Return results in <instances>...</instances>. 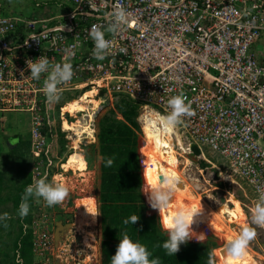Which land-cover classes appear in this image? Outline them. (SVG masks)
<instances>
[{
  "label": "built area",
  "instance_id": "built-area-1",
  "mask_svg": "<svg viewBox=\"0 0 264 264\" xmlns=\"http://www.w3.org/2000/svg\"><path fill=\"white\" fill-rule=\"evenodd\" d=\"M93 2L98 11L91 15L89 0H53L57 10L65 8L62 13L51 8L52 14L25 15L0 0V111L31 116L32 183L58 176L50 156L60 134L74 149L77 135L63 129L64 120L82 121L80 147L85 140L96 142L98 115L119 96L165 114L168 99L183 93L195 111L180 124L190 140L189 152L196 146L222 179L221 167L206 158L204 147L223 156L258 199L264 189V0ZM117 3L131 13L134 24L108 34L112 54L98 61L89 31L93 25L106 27L104 14ZM37 4L38 10L42 4ZM42 8L49 10L47 3ZM41 55L51 63L73 65L74 78L63 87L59 103L46 101L43 75L40 80L29 76L27 60ZM88 90L96 91L97 107L84 103V111H64L67 98L75 100ZM60 207L67 209L65 203ZM56 221L42 209L23 224L24 234L32 235V264L101 263L96 225L65 236L58 234ZM17 256L26 264L19 249L13 251L14 264Z\"/></svg>",
  "mask_w": 264,
  "mask_h": 264
},
{
  "label": "rangeland",
  "instance_id": "rangeland-1",
  "mask_svg": "<svg viewBox=\"0 0 264 264\" xmlns=\"http://www.w3.org/2000/svg\"><path fill=\"white\" fill-rule=\"evenodd\" d=\"M38 2L42 4V7L47 3V7L49 8V10H45L42 7H38L37 10ZM68 5L69 4L67 3L64 5V7H67ZM6 6L10 9V11H19L25 15H35L38 12L52 14V9H54V12L62 13L65 9L62 7L61 9L57 10L54 6L53 0H8ZM84 97L85 96L82 95L80 98L69 102V104L64 107V111L75 112V106L77 105V103L83 102ZM71 98L72 97L67 98V100ZM87 98L90 99L91 97L87 96ZM88 99L84 101V103H91L88 102ZM79 105H83L86 108L85 104ZM152 108L150 109L160 114H164L163 112H159V110H157L155 107ZM145 109L148 108H142L140 110L138 122L141 126L142 138L144 140V145L141 147V149L149 150L147 137L141 123V117L145 112ZM11 115V122L14 115L17 116V118L21 119L22 133L20 134L23 137L27 138L25 140H23L22 138L19 146L14 150L9 148H7V150H2L4 147H2V145L0 146V173L3 174V189L0 192V196L3 197L10 196L16 193V188L28 177L29 174H31L33 180L35 170L34 168L36 165L32 144L29 140V138L31 137V130L29 131L30 137H28L29 125L26 123V120H28V116L18 113ZM58 123L59 121H57L56 123L57 126ZM14 124H16V121H14ZM64 124H68V121L64 120L63 125ZM67 126L65 125L63 129ZM176 130L175 131L177 135H179L181 141L183 140L182 144L180 143V141L177 142V140L174 143L176 149H178L177 155L179 154L178 157L180 160V174L184 177L185 181L188 180L187 183L191 185L194 196L203 198L214 210H218L219 212L224 213V211L226 210L224 205H227V211L231 215V218L229 220L230 222H228V219L224 218L225 225H229L230 228L231 225H234L236 233L239 234L243 224L249 222L248 210L251 206L254 205V202L257 200L255 194L253 193L251 188L228 167V161H226L223 156L216 152H213L209 148L204 147L206 158L221 167L224 173L222 175H224V177L227 175L229 177H232V180L234 182L231 179H227L225 181L224 179L226 178H220L218 176V170L211 167V164L201 155V151L199 154L193 147V151L189 152L188 145L190 140L186 137V135H184L180 125L176 128ZM68 143L71 142L64 140L60 135L57 149L53 148V155L50 156L52 165H55L57 167V169H55V166H53L54 170L57 171L58 176L68 182L71 187V193L63 203L66 204L67 209H74V204L76 202L78 203V207L83 203L91 204L92 206L97 208V200L95 196H97L98 194L99 177L96 147L94 146L95 142L93 143V141L85 140L82 144H80L81 150L73 149V151L72 149L68 148V146H70V144ZM70 151L72 152L70 153ZM75 151L79 153L81 151V154L86 160L87 166H84V168L82 169H79L71 159V155ZM149 153V156L151 157L150 150ZM143 154H145V150H143ZM18 157L20 159L17 160ZM202 161H204L205 163H202ZM60 163L63 164V168L61 167ZM143 168H146V162H144ZM49 180H51V178ZM222 198H224V200ZM174 202H188L189 204L193 202L199 203L196 198H189L186 200H179ZM63 203L60 205L63 206ZM35 204H37V206L39 207V212L42 211V209H46V211L48 210L49 213L54 214L55 217H57L58 222L63 221L61 210L63 211L66 208L62 209L60 205L49 207L43 200L38 203L35 202ZM77 209L78 211L76 212V228L81 231L80 225L86 226L84 229L89 232V230L96 224L98 233L97 235L99 236L98 215L94 217L92 214L88 213L84 205H81L79 208H76V210ZM4 213L8 214L9 219L6 222L8 227L5 228L0 225V263L2 264L3 261H6V263L4 262L3 264H9L11 261L10 256L12 255L14 240L13 235L10 237L9 231L13 230L15 233V230L18 229V218H20L17 214V210L14 207V201L8 200L0 204V214ZM59 214L61 216L60 218H58ZM196 220L202 223L199 225L193 223V231L191 233L193 237L191 239L194 241L206 242L211 246H214L213 248L217 252V263L221 264L219 258V249L226 246L227 240L225 234H227V232L223 233V231L217 230L214 227L210 226L208 222L204 220L202 215L197 217ZM62 226H60L61 229L65 228ZM67 228H72V225H68ZM249 251L252 253V258L248 259V264H264V228H257V235L255 239L251 241Z\"/></svg>",
  "mask_w": 264,
  "mask_h": 264
},
{
  "label": "clouds",
  "instance_id": "clouds-1",
  "mask_svg": "<svg viewBox=\"0 0 264 264\" xmlns=\"http://www.w3.org/2000/svg\"><path fill=\"white\" fill-rule=\"evenodd\" d=\"M89 4L92 11H90L88 15L98 11L93 0H89ZM104 16L107 21V26L93 25L89 31V36L94 42L92 55L98 61H103L112 54L114 45L113 41L107 38L108 34H115L120 32L124 27H131L134 24L131 13L119 3L114 4L112 10L106 12ZM32 38L36 39V37ZM120 51L123 52L126 50L122 48ZM27 68L30 69L29 76L31 79L40 80L42 75L45 77L42 91L49 104L60 102L62 99L63 87L71 82L75 75L72 63H51L49 58L45 55H41L35 60L28 59ZM21 75H23V72ZM82 92H80V95H82ZM71 101L72 100L69 99L67 103ZM167 105L168 108L165 114L150 113V119L146 121V123L150 124L153 130L159 134L156 138V146L158 149L165 147L160 137L170 136L183 122L185 117L195 115L191 102L187 101L183 93L172 96L168 99ZM58 124L60 126V123ZM60 135L64 140L68 141L64 138V134ZM29 140L32 144L31 137ZM79 150L81 149L79 148ZM72 151H70V153ZM170 156L171 154L169 153V157ZM114 159V157L107 159L106 165L111 167L114 163ZM62 163H60V165ZM159 163V161H155V164ZM168 163L173 166L175 165V161L171 158ZM225 178L232 180V177L225 176ZM181 185H183V187H181ZM184 187H186L184 177L178 174L177 171L165 170L162 165L159 167L156 175H153L151 168L148 170V186L143 193L148 195L151 207L159 210L160 226L168 236L167 240L163 242L162 245L158 244L156 247H162L169 256L176 255L181 245L187 243L193 237L191 235L193 231L192 225L197 217L201 216L204 212V206L201 207L200 203L194 202L189 205L181 204L173 210V202L177 199L180 189ZM259 191L260 194L258 199L248 210L249 222L244 223L239 234L229 238L226 242V247L224 249L226 258L223 264H239L240 261L245 259L248 254L250 243L257 235V228H264V189ZM70 193V184L61 177L55 176L49 180L45 176L44 178L35 180L26 187L22 193L17 214L20 218L26 217L30 212L31 203L33 201L38 203L43 200L49 207L60 205L69 197ZM75 205L76 203L74 207ZM81 205H84L86 211L94 217L100 215L98 207L96 208L91 204L83 203ZM71 209L72 208H68L66 211L61 210V215H63L62 220H64L65 217L68 219L71 214ZM60 217L59 214L58 218ZM8 219L9 216L7 213L0 214V225L5 228L8 227L6 223ZM139 219L140 217L132 215L125 219L123 224L128 225L131 223L134 225ZM16 264H24L19 256H17ZM111 264H161V259L158 256H154L153 252L146 244L142 243L140 240L133 239L125 230L115 255L111 256ZM207 264H218L217 252L215 249L209 251Z\"/></svg>",
  "mask_w": 264,
  "mask_h": 264
},
{
  "label": "trees",
  "instance_id": "trees-1",
  "mask_svg": "<svg viewBox=\"0 0 264 264\" xmlns=\"http://www.w3.org/2000/svg\"><path fill=\"white\" fill-rule=\"evenodd\" d=\"M142 105L141 102L121 95L112 107L104 109L97 118V142L94 146L98 162L99 186L95 198L100 213L98 215L100 264H111V256L115 255L125 230L133 239L146 244L154 256L160 257L161 264H207L208 253L214 249V246L206 242L190 239L181 245L176 255L172 256L167 255L162 247H156L158 244L162 245L168 236L160 226L159 210L151 207L148 195L143 193L148 186V170L151 168L153 175L154 171L149 156L150 149H141L144 140L138 117ZM68 124H64L63 127ZM194 148L200 154V150L196 146ZM113 157L114 163L108 167L106 161ZM144 162L146 168H143ZM2 178L3 174L0 173V192L3 189ZM32 181V176L29 174L16 188V193L0 196V204L12 200L18 212L22 193ZM181 204L189 205L188 202H173V210ZM38 215L39 207L33 201L29 214L24 218H18V229L15 233L13 230L9 231L10 237L13 235L14 238L13 251L19 249L26 264L33 263V245L31 233L23 232V224L30 223L33 217ZM132 215L140 219L134 225L131 223L124 225L123 221ZM201 223L197 220L194 222L197 225ZM13 251L9 264H14ZM4 262L6 263L3 261L2 264Z\"/></svg>",
  "mask_w": 264,
  "mask_h": 264
},
{
  "label": "bare ground",
  "instance_id": "bare-ground-1",
  "mask_svg": "<svg viewBox=\"0 0 264 264\" xmlns=\"http://www.w3.org/2000/svg\"><path fill=\"white\" fill-rule=\"evenodd\" d=\"M95 93H96L95 90L86 91L83 94V96H85L83 98V102L77 103V105L75 106V111L81 112V111L85 110V106L79 105V104H84V101H86L88 99L87 96L91 97L90 99H88V102H91V103L94 102V106L97 107L99 104H97L98 103L97 100L94 99ZM153 112H155V111L151 110L150 108L145 109V112L143 113V115L141 117V123L143 125V129H144L146 137H147L148 148L151 151V159H152V164H153V168H154V174L156 175V173L158 172L159 167L161 165L165 168V170H174V171H177L178 174H180V172H179L180 160L178 157L179 154L177 155L178 149H176L174 143L177 140V142L180 141V143L182 144L183 140L181 141V139L179 138V135H177V133H176V131H177L176 130L170 136L160 137V139L162 140L165 147H161L158 149L156 146V138L159 134H158V132L153 130V128L150 124L146 123V121L150 119L149 114L153 113ZM155 113H158V112H155ZM82 127H83L82 121H78L77 123L70 124L66 128H64L66 130L75 132L74 134L77 135L74 138V149H78V146H79V143L81 140L80 136L82 133V130H81ZM84 132H86V131H84ZM178 145H179V143H178ZM169 153L171 154L170 157H169ZM170 158L175 161L174 166L168 163ZM72 161L74 162V164H76L78 166L79 169L83 168L85 161H84L83 156L80 155L79 153H74V155H72ZM155 161H159L160 163L155 164ZM187 181H185L186 187L180 189V192L178 193L177 199L175 201L186 200L189 198H196L198 200V202L201 204V207L204 206V212L202 214V217L204 218V220L206 222H208V224H210L212 227H214L217 230L223 231V233L227 232V234H225L226 240L237 235L236 230L234 229L235 228L234 225H231V228L229 225H225L224 218L228 219V222H230L229 220L231 218V215L227 211V205H224V207L226 209L224 211V213L219 212L218 210H214L213 208H211V206L203 198L194 196L192 187H191V185H189V183H187ZM181 187H183V186H181ZM60 226H62V225L60 224L59 227ZM85 227L86 226L80 225V229L82 232H84V231L86 232V230L84 229ZM59 230H61V228H59ZM85 237H86L85 239H87V234H85ZM225 247L219 249V254H220L219 258H220L221 264H223V261L226 258L225 253H224ZM249 258H252V253L248 250L247 257L245 259H243L242 261H240L239 264H248Z\"/></svg>",
  "mask_w": 264,
  "mask_h": 264
},
{
  "label": "crops",
  "instance_id": "crops-1",
  "mask_svg": "<svg viewBox=\"0 0 264 264\" xmlns=\"http://www.w3.org/2000/svg\"><path fill=\"white\" fill-rule=\"evenodd\" d=\"M25 114L28 116V120H26V123L29 125L28 127V137H30V128H31V118L30 114L26 112H16V111H10V112H2L0 111V146L4 147L2 150L9 149H16L20 142L25 140L27 137H23L20 133H22V127H21V119L17 118V116L14 115L12 122H11V114ZM14 121H16V124H14ZM14 143V145H13ZM78 148H80L78 146ZM57 149V147H55ZM82 155L81 153H79ZM83 156V155H82ZM72 157V156H71ZM84 158V157H83ZM72 159V158H71ZM84 166H87L86 160L84 158ZM78 167V166H77ZM96 225V224H95Z\"/></svg>",
  "mask_w": 264,
  "mask_h": 264
},
{
  "label": "flooded vegetation",
  "instance_id": "flooded-vegetation-1",
  "mask_svg": "<svg viewBox=\"0 0 264 264\" xmlns=\"http://www.w3.org/2000/svg\"><path fill=\"white\" fill-rule=\"evenodd\" d=\"M76 207H74V209L72 208L70 211H71V214L69 215L68 219L65 217L63 222L61 221L63 227V229L59 230V226H58V221L55 222V228L57 229V232L59 234H63V235H67V236H70L72 235L71 232H73V230L75 231L76 230V212L78 211V209L76 210V208H78V203L76 202ZM68 220V221H66ZM68 222V223H67ZM72 225V228H67L68 225Z\"/></svg>",
  "mask_w": 264,
  "mask_h": 264
},
{
  "label": "water",
  "instance_id": "water-1",
  "mask_svg": "<svg viewBox=\"0 0 264 264\" xmlns=\"http://www.w3.org/2000/svg\"><path fill=\"white\" fill-rule=\"evenodd\" d=\"M182 186H183V185H182ZM222 199L224 200V198H222ZM60 224L62 225V223H61V222H58V226H59ZM59 228H60V227H59Z\"/></svg>",
  "mask_w": 264,
  "mask_h": 264
}]
</instances>
